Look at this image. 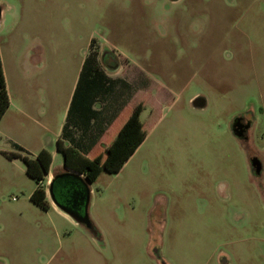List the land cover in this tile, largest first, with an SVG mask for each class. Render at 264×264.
<instances>
[{
    "label": "rangeland",
    "instance_id": "374dc122",
    "mask_svg": "<svg viewBox=\"0 0 264 264\" xmlns=\"http://www.w3.org/2000/svg\"><path fill=\"white\" fill-rule=\"evenodd\" d=\"M0 7V47L9 68L19 66L18 83L21 74L29 88L57 81L86 52L110 74L115 64L100 58L113 55L116 115L140 103L145 132L118 171L88 185L92 230L31 202L25 165L0 153V264H264V0Z\"/></svg>",
    "mask_w": 264,
    "mask_h": 264
},
{
    "label": "crops",
    "instance_id": "0c3cea01",
    "mask_svg": "<svg viewBox=\"0 0 264 264\" xmlns=\"http://www.w3.org/2000/svg\"><path fill=\"white\" fill-rule=\"evenodd\" d=\"M2 15L3 10L0 7V23ZM8 50L15 53L13 47ZM26 53L29 61L23 66L22 70L23 72L27 70V73L30 74L36 64L35 61L30 62L31 55L29 51H26ZM87 56L86 52L76 66L66 67L64 72L58 73L59 79L57 81L43 82L42 85L40 80L34 79L32 87L29 88L25 84L23 74H21L22 78L18 83L19 66L13 65V68L10 69L4 60V54L0 47L1 66L9 98L8 108L0 119V153L16 152V146H20L29 156L34 157L40 150H47L52 159L48 173L45 176L49 181L53 178L57 169L63 168V166L54 168V160L58 155L55 145L57 139H61L66 145H72V141H74L78 144L73 146L80 153L90 155L95 151L104 149V141L116 125V117L118 116L116 115V58L112 55L113 60L111 61L115 65L112 68L105 65V68L110 70V74L109 71L97 69L103 75L104 82L102 87L98 88V92L94 97L91 106L92 113L88 111L82 119L75 121L73 125L75 133L70 130L72 125H68L67 132L64 134V126H66L72 96ZM102 56L107 58L105 54ZM102 56L100 60L105 64ZM55 76L51 73L49 78ZM75 134L78 139L73 138ZM49 202V209H56L59 213L71 219L59 210L50 199Z\"/></svg>",
    "mask_w": 264,
    "mask_h": 264
},
{
    "label": "trees",
    "instance_id": "16d2710c",
    "mask_svg": "<svg viewBox=\"0 0 264 264\" xmlns=\"http://www.w3.org/2000/svg\"><path fill=\"white\" fill-rule=\"evenodd\" d=\"M97 69L94 59L88 56L82 65L78 83L72 96L64 134L67 132L68 125L73 126L77 119H82L85 116L86 112L91 111L90 113H92L91 106L94 97L104 82L103 75ZM8 105L9 98L0 60V119ZM142 108L139 103L132 109H123L116 117L115 127L104 141V149L95 151L90 155L82 154L73 145H66L61 139H57L56 151L62 156L64 171L77 173L87 185L94 182L102 171H118L144 139L145 132L139 119ZM2 153L10 159H20L23 162L25 174L34 180L36 185L29 196L30 201L41 209L48 210L49 202L40 182L48 173L52 160L50 153L42 149L34 157H29V154L20 146H17L16 152ZM64 182L71 181L66 179ZM57 183L58 181L55 183V188ZM59 200L65 203L63 200Z\"/></svg>",
    "mask_w": 264,
    "mask_h": 264
},
{
    "label": "water",
    "instance_id": "95a60500",
    "mask_svg": "<svg viewBox=\"0 0 264 264\" xmlns=\"http://www.w3.org/2000/svg\"><path fill=\"white\" fill-rule=\"evenodd\" d=\"M193 104L196 106H203L204 102L199 99H194ZM250 166L252 170L256 174L260 172V162L257 158H253L250 161ZM70 179L72 182H76L77 185L80 187L79 190H75L78 192L80 196V210H76L70 206H68L66 203H62L59 199L62 197V195L65 193L66 189H68V182H64V180ZM58 181L56 184L55 188V183ZM69 184H72L71 182ZM55 188V190H54ZM47 194L49 196V199L51 202L63 213L68 215L71 219H73L76 223L84 225L86 228H89L92 230V224L89 220L88 214H87V206H88V198H89V189L88 185L82 180L80 175L77 173L71 172V171H66L59 173L57 175H54L53 178L48 183V188H47ZM64 202V201H63Z\"/></svg>",
    "mask_w": 264,
    "mask_h": 264
},
{
    "label": "flooded vegetation",
    "instance_id": "af4514ba",
    "mask_svg": "<svg viewBox=\"0 0 264 264\" xmlns=\"http://www.w3.org/2000/svg\"><path fill=\"white\" fill-rule=\"evenodd\" d=\"M109 56V55H108ZM107 57L105 58V56H102V60H104V62H108L113 60L112 57L111 59ZM247 124L243 123L241 119H237L235 120L234 123V129L236 134L238 135V137H240L241 139H246V131H247ZM255 158L254 156H252L250 158L251 159ZM252 170V168H251ZM254 171V170H252ZM70 182H68V189H66L65 193L62 195L61 200H63L68 206L76 209V210H80V206H79V202H80V196L78 194V192H76L75 190H79L80 191V187L77 185L76 182H72V184H69Z\"/></svg>",
    "mask_w": 264,
    "mask_h": 264
}]
</instances>
